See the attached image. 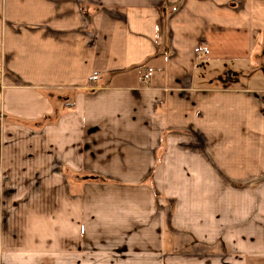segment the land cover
<instances>
[{
	"label": "crops",
	"instance_id": "0c3cea01",
	"mask_svg": "<svg viewBox=\"0 0 264 264\" xmlns=\"http://www.w3.org/2000/svg\"><path fill=\"white\" fill-rule=\"evenodd\" d=\"M0 69V264H264V0H0Z\"/></svg>",
	"mask_w": 264,
	"mask_h": 264
},
{
	"label": "rangeland",
	"instance_id": "374dc122",
	"mask_svg": "<svg viewBox=\"0 0 264 264\" xmlns=\"http://www.w3.org/2000/svg\"><path fill=\"white\" fill-rule=\"evenodd\" d=\"M78 179H79V181H85V182L89 183V186H84V189H89L88 191L90 192V174H87V175L81 174V175H79ZM96 179L101 180L98 177H96ZM1 192L6 193V191H4V190H1ZM22 193L20 195H17L18 198H22ZM1 197H2V194H1L0 198ZM156 205H157L156 206L157 209L160 211L159 212L160 216L169 219L170 216L172 215V211L170 209L166 210L167 208L166 209L164 208V207H166V204L164 203V201L160 200L157 202ZM167 207H174V205L173 206L169 205ZM82 209H83L84 215L81 216V212H79L80 213V219H81L79 221V235H78L79 246L75 248V251L66 252V253L60 254V255L56 254L55 252H53L51 250H48V252L42 251L41 257L38 253H32V251H26V253H29L30 255H28L26 253L20 254L22 259L29 262L30 264H90V259H93V257H95L97 259L99 256L104 257L106 255V257H109V260H107V262L112 263V264H116V262H119L118 261L119 257L117 254L125 252L126 247H128L126 243L124 244L123 248H119V249L115 248V249H113V251L110 252V254L99 255V256L94 255V254H90V201L84 202ZM4 213H5L4 207L1 206V204H0V225L1 224H7L5 221H3V218H2ZM54 217L55 216H53V218ZM161 224L163 226L162 227L163 230H167V229L171 228L170 224L172 225L173 221L168 222L165 219V221L161 222ZM162 228L160 227L161 230H162ZM25 231H26L25 233H22L24 236L22 235L20 237L22 240L28 239V237H25V236L28 235V233L30 231L28 229ZM47 243L50 244L51 240L47 239ZM92 248H95V247L92 246ZM26 250H31V249L28 248ZM96 250H98V248ZM45 252H46V254H44ZM137 256H139V255H137ZM149 257H151V255L149 253H146V254H142L139 258L143 261H146L147 259H149ZM154 257H155V255L153 256V258ZM40 258H41V260H39ZM123 261H126V260H123ZM127 261H129V260H127ZM191 264H193V262H191Z\"/></svg>",
	"mask_w": 264,
	"mask_h": 264
},
{
	"label": "built area",
	"instance_id": "2783aa9c",
	"mask_svg": "<svg viewBox=\"0 0 264 264\" xmlns=\"http://www.w3.org/2000/svg\"><path fill=\"white\" fill-rule=\"evenodd\" d=\"M2 75H3V70L0 69V91L3 88V84H2ZM150 75L149 72L146 73V75L143 77V82L144 83H148V76Z\"/></svg>",
	"mask_w": 264,
	"mask_h": 264
}]
</instances>
